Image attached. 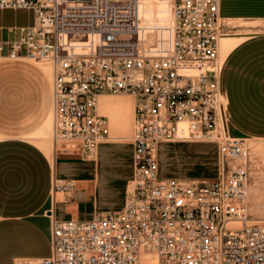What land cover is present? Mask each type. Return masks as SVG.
Segmentation results:
<instances>
[{
	"label": "built area",
	"instance_id": "2783aa9c",
	"mask_svg": "<svg viewBox=\"0 0 264 264\" xmlns=\"http://www.w3.org/2000/svg\"><path fill=\"white\" fill-rule=\"evenodd\" d=\"M221 0H0L35 22L0 38V58L53 66L55 156L85 158L110 139L104 94L134 97L133 179L118 210L52 221L41 264H264V217L250 210L251 147L229 129ZM7 50V51H6ZM212 142L219 173L167 177L165 144ZM59 190L76 183L56 178Z\"/></svg>",
	"mask_w": 264,
	"mask_h": 264
},
{
	"label": "crops",
	"instance_id": "0c3cea01",
	"mask_svg": "<svg viewBox=\"0 0 264 264\" xmlns=\"http://www.w3.org/2000/svg\"><path fill=\"white\" fill-rule=\"evenodd\" d=\"M21 12L32 11L0 9L1 39L18 38L20 28L30 25ZM220 14L230 30L220 47L221 84L229 102L230 133L264 137V26L238 24L264 22V0H221ZM45 72L52 78L53 73ZM112 95H102L98 109L109 117L110 134L116 128L125 138L131 130L134 97L129 104ZM52 117L50 109L33 133L40 143L25 137L0 138V264H41L40 260L53 251V217L85 218L97 211L93 192L99 186L98 177H60L78 187H55L56 178L68 173L65 166L60 168L50 144L44 140L51 131ZM100 154L106 157L107 151ZM88 204L94 212L87 211Z\"/></svg>",
	"mask_w": 264,
	"mask_h": 264
},
{
	"label": "rangeland",
	"instance_id": "374dc122",
	"mask_svg": "<svg viewBox=\"0 0 264 264\" xmlns=\"http://www.w3.org/2000/svg\"><path fill=\"white\" fill-rule=\"evenodd\" d=\"M20 14L26 23L35 22L33 11ZM238 24L264 26V22L261 21H239ZM45 71L53 73V66L48 61L0 58V138L17 136L40 143L39 139H34L33 133L40 127L50 109L53 114V74L51 78ZM112 96L121 98L129 104L133 102V96L129 94ZM130 127L131 130L129 129V134L125 138H122V133L114 128L110 139L101 143L88 157L54 155V159L60 163V168L65 166L68 173L63 174L64 176L59 175V178H99V186L93 192L97 211L118 210L124 205L126 191L133 179L131 142L133 119L130 120ZM52 131L53 117L51 131L44 139L53 150ZM246 137L252 153L250 210L254 216L264 217V137L253 135ZM102 150L107 151L106 157H100ZM160 162L163 175L181 180H209L216 177L220 169L215 144L205 141L165 144L160 152ZM86 207L89 213L95 211L92 204Z\"/></svg>",
	"mask_w": 264,
	"mask_h": 264
}]
</instances>
